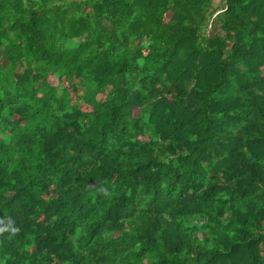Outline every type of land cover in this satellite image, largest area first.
<instances>
[{"label": "trees", "instance_id": "obj_1", "mask_svg": "<svg viewBox=\"0 0 264 264\" xmlns=\"http://www.w3.org/2000/svg\"><path fill=\"white\" fill-rule=\"evenodd\" d=\"M0 264H264V0H0Z\"/></svg>", "mask_w": 264, "mask_h": 264}]
</instances>
